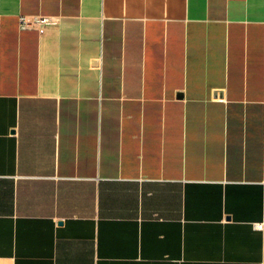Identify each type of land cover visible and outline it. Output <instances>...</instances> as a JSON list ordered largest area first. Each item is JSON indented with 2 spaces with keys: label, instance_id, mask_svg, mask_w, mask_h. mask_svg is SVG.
Masks as SVG:
<instances>
[{
  "label": "crops",
  "instance_id": "0c3cea01",
  "mask_svg": "<svg viewBox=\"0 0 264 264\" xmlns=\"http://www.w3.org/2000/svg\"><path fill=\"white\" fill-rule=\"evenodd\" d=\"M0 264H264V0H0Z\"/></svg>",
  "mask_w": 264,
  "mask_h": 264
},
{
  "label": "built area",
  "instance_id": "2783aa9c",
  "mask_svg": "<svg viewBox=\"0 0 264 264\" xmlns=\"http://www.w3.org/2000/svg\"><path fill=\"white\" fill-rule=\"evenodd\" d=\"M49 19L48 16L43 15H22L20 21L22 25L39 26L41 23L46 22ZM257 227H262V223H257Z\"/></svg>",
  "mask_w": 264,
  "mask_h": 264
},
{
  "label": "water",
  "instance_id": "95a60500",
  "mask_svg": "<svg viewBox=\"0 0 264 264\" xmlns=\"http://www.w3.org/2000/svg\"><path fill=\"white\" fill-rule=\"evenodd\" d=\"M222 93V91H220V94ZM215 94H217V92H215Z\"/></svg>",
  "mask_w": 264,
  "mask_h": 264
}]
</instances>
